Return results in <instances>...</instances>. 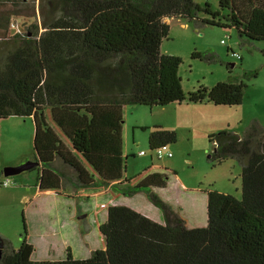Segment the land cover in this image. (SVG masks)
I'll return each instance as SVG.
<instances>
[{
	"label": "trees",
	"instance_id": "trees-1",
	"mask_svg": "<svg viewBox=\"0 0 264 264\" xmlns=\"http://www.w3.org/2000/svg\"><path fill=\"white\" fill-rule=\"evenodd\" d=\"M40 6L47 8L41 33L33 24L32 34L16 33L11 42L0 32V122L32 117L36 165L30 170L37 171L40 191L111 187L119 200L107 205L99 226L105 246L89 257L75 258L68 248L65 258L34 260L27 236L18 248L2 237L0 264H264V127L257 119L243 133L209 136V162H239L241 197L207 189L187 206L164 198L176 186L175 171L146 170L136 183L124 179L122 139L127 103H242L247 84L235 76L184 91L182 58L161 51L170 33L165 19L234 28L241 44L264 42V0H218V8L208 0H41ZM192 57L224 63L214 52L195 50ZM177 139L175 130L157 125L148 143L156 151ZM4 179L0 166V187ZM139 193L160 221L127 202Z\"/></svg>",
	"mask_w": 264,
	"mask_h": 264
},
{
	"label": "rangeland",
	"instance_id": "rangeland-1",
	"mask_svg": "<svg viewBox=\"0 0 264 264\" xmlns=\"http://www.w3.org/2000/svg\"><path fill=\"white\" fill-rule=\"evenodd\" d=\"M195 1L204 4L207 0ZM208 1L214 8H218V0ZM40 5L41 0H0V32L8 34L11 42L16 40L17 36H13L16 33L32 34L35 31L33 24L39 25L38 33H41L44 30L41 19L43 20L47 8L42 11ZM168 23L170 33L162 40L161 51L182 58L179 75L184 91H192L200 85L211 87L218 81L235 76L243 78L247 84L244 99L242 103L232 106L215 105L206 101H184L152 107L136 103L125 104L122 119L123 154L126 157L124 179L136 183L148 172L146 170H168V176L175 171L174 179L179 185H171L163 195L174 204L182 206L192 202L188 190L215 189L240 198L241 166L234 158L214 165L209 162V155L214 151V144L210 142L209 136L224 129L243 133L253 119H257L264 127V42L241 44L234 28L207 24L195 27L175 17L169 18ZM231 49L241 58L234 56ZM195 50L214 52L224 63H208L193 58ZM226 64H229L231 71ZM231 64L234 65L231 67ZM244 72H257V76H244ZM47 115L50 119L48 113ZM157 125L177 132V141L166 146V151L172 152L169 157L158 158L156 152L150 149L149 131ZM34 127L30 116L11 115L1 120L2 169L33 160ZM142 150L145 151L144 154L141 153ZM5 179L9 180V184L0 187V235L8 239L15 248L27 236L35 246L32 259L49 260L56 259L54 257L65 258L68 248L76 256L84 257L86 242L97 243L93 238H98L100 247L104 246L105 241L98 228L91 233L90 239L84 238V234L87 225L94 227L95 212L106 210L101 204L109 205L111 201L106 194L111 198L112 193L87 196L96 189L85 188L77 189L79 194L75 195V188L70 187L68 190L73 195L40 192L37 171L30 169L5 176ZM127 202L150 213L155 208L145 193L127 198ZM87 214L89 216L80 218Z\"/></svg>",
	"mask_w": 264,
	"mask_h": 264
},
{
	"label": "crops",
	"instance_id": "crops-1",
	"mask_svg": "<svg viewBox=\"0 0 264 264\" xmlns=\"http://www.w3.org/2000/svg\"><path fill=\"white\" fill-rule=\"evenodd\" d=\"M167 22H169V18H166L165 19ZM124 155V154H123ZM174 177L175 176H172L171 178L174 180V182L176 183V185L178 184L176 181H175V179H174ZM179 185V184H178ZM177 185V186H178ZM96 190H94V192L93 193H90V194H87V196H98V194H101V193H103V192H110V193H112L111 194V198H110V196H109V194H106V196H108V198H109V200L112 202V200L113 201H115V200H119V194L118 193H116L111 187H102V188H95ZM205 190L206 189H204V190H188V191H190V194L189 195H191V196H194V197H200V198H205V196H206V193H205ZM40 191V190H39ZM41 192V191H40ZM44 192H48V193H54L53 191H44ZM72 192V191H71ZM73 193L76 195H78L79 194V191L77 190V189H73ZM73 193H70V191L69 190H67V194H69V195H73ZM81 195H86V194H84V193H81ZM81 195H79V196H81ZM65 196H67V195H65ZM68 200H70L69 198H67ZM111 202L109 203V205L111 204ZM103 204V203H102ZM102 207V206H101ZM104 208H106V210H99V211H96L95 213H96V218H95V222H94V227H91L90 225H87L88 226V228H89V230L88 231H86L85 232V234H84V238H87V239H90L91 237H92V232L93 231H95V229L96 228H98L99 229V226H100V224L101 223H103L104 221H106V219H107V213H108V207H104ZM148 214H150V216L151 217H153L154 219H156V220H161L162 218H161V216H160V214H157V215H154L153 213H149V212H147ZM87 216H89L88 214L87 215H85L84 217H87ZM84 217H82V216H80V218H84ZM100 236L102 237V238H104L103 237V235L102 234H100ZM92 240H96L97 241V243L96 244H93V242H92ZM91 240V242H92V244H89V243H87L86 242V248L84 249V251H83V253L85 254L84 255V257L83 256H76L75 255V253H74V251L73 250H71L72 251V253H73V255H74V257L75 258H86V257H89L90 255H91V253H92V251L93 250H95V249H99V248H103L104 246H105V242H104V246L103 247H100V242H99V240H98V238H93ZM104 240V239H103ZM35 247V246H34ZM54 258H56V259H50V260H57V259H62L61 257H54Z\"/></svg>",
	"mask_w": 264,
	"mask_h": 264
},
{
	"label": "water",
	"instance_id": "water-1",
	"mask_svg": "<svg viewBox=\"0 0 264 264\" xmlns=\"http://www.w3.org/2000/svg\"><path fill=\"white\" fill-rule=\"evenodd\" d=\"M233 65L234 64H232V66ZM35 165H36V162L30 160L18 166L6 167L5 169H3V172L5 176H9V175L20 173L24 170L31 169ZM81 216L84 217L85 215H81ZM2 246H3V239H2V236L0 235V255H1Z\"/></svg>",
	"mask_w": 264,
	"mask_h": 264
},
{
	"label": "built area",
	"instance_id": "built-area-1",
	"mask_svg": "<svg viewBox=\"0 0 264 264\" xmlns=\"http://www.w3.org/2000/svg\"><path fill=\"white\" fill-rule=\"evenodd\" d=\"M222 42H225V40H222ZM232 54H233L234 56L238 57V58L241 57L238 53H236V52H234V51L232 52ZM155 152H156L158 158H163V157H165V156L169 157V156L172 155V152H171V151H166V145H163L162 147H159ZM141 153L144 154L145 151L142 150ZM8 184H9V180H8V179H4V180H3V183H2V186H3V185H8ZM101 206H102V207H106V204L103 203Z\"/></svg>",
	"mask_w": 264,
	"mask_h": 264
},
{
	"label": "clouds",
	"instance_id": "clouds-1",
	"mask_svg": "<svg viewBox=\"0 0 264 264\" xmlns=\"http://www.w3.org/2000/svg\"><path fill=\"white\" fill-rule=\"evenodd\" d=\"M105 204V203H104ZM102 205V204H101ZM106 207H107V204H106Z\"/></svg>",
	"mask_w": 264,
	"mask_h": 264
}]
</instances>
